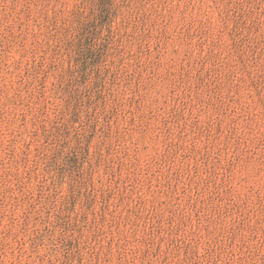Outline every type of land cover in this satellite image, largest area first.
Listing matches in <instances>:
<instances>
[{
	"label": "rangeland",
	"instance_id": "1",
	"mask_svg": "<svg viewBox=\"0 0 264 264\" xmlns=\"http://www.w3.org/2000/svg\"><path fill=\"white\" fill-rule=\"evenodd\" d=\"M0 264H264V0H0Z\"/></svg>",
	"mask_w": 264,
	"mask_h": 264
}]
</instances>
